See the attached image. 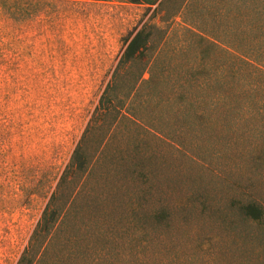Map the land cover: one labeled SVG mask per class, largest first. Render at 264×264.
Returning <instances> with one entry per match:
<instances>
[{"label":"rangeland","instance_id":"obj_1","mask_svg":"<svg viewBox=\"0 0 264 264\" xmlns=\"http://www.w3.org/2000/svg\"><path fill=\"white\" fill-rule=\"evenodd\" d=\"M34 3L0 17V264L17 263L47 207L73 219L70 264H264V118L235 110L226 125L218 109L198 151L161 119L160 134L116 115L87 131L156 4Z\"/></svg>","mask_w":264,"mask_h":264},{"label":"trees","instance_id":"obj_2","mask_svg":"<svg viewBox=\"0 0 264 264\" xmlns=\"http://www.w3.org/2000/svg\"><path fill=\"white\" fill-rule=\"evenodd\" d=\"M32 1L0 0V17L33 16L37 3ZM125 1L146 4L148 10L156 4L154 15L125 39L87 131L95 118L116 115L114 121L123 117L160 134L166 120L171 142L198 151L216 138L218 109L226 125L235 110L262 121L264 0ZM136 93L142 112L130 108ZM74 230L68 214L47 207L16 264H70Z\"/></svg>","mask_w":264,"mask_h":264}]
</instances>
